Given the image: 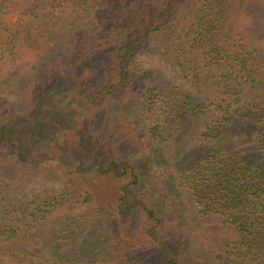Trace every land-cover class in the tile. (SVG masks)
Wrapping results in <instances>:
<instances>
[{
	"label": "trees",
	"instance_id": "trees-1",
	"mask_svg": "<svg viewBox=\"0 0 264 264\" xmlns=\"http://www.w3.org/2000/svg\"><path fill=\"white\" fill-rule=\"evenodd\" d=\"M190 1L0 0V60L74 13L0 88V177L49 178L0 204V264H263L264 0H201L174 29ZM70 119L53 164L19 157ZM53 208L47 242L19 245Z\"/></svg>",
	"mask_w": 264,
	"mask_h": 264
},
{
	"label": "rangeland",
	"instance_id": "rangeland-1",
	"mask_svg": "<svg viewBox=\"0 0 264 264\" xmlns=\"http://www.w3.org/2000/svg\"><path fill=\"white\" fill-rule=\"evenodd\" d=\"M201 0H191L190 3L177 14L176 19L174 21L175 28L174 29H180L182 27L187 26L191 21V14L193 8L199 4ZM21 3V2H18ZM39 13L47 12L46 9L43 7H38ZM74 17V13L70 12L69 10H52L51 13L47 14L46 18H41L39 20H34L31 26H28L27 28L19 27L18 30H22L19 33H17L11 43L10 46H12V56L13 57H5V59L0 60V88L4 86V80L7 78H13L16 77L18 74H22L25 69H27L28 62H30L29 54L25 53L22 54L21 51L23 50H31V47L28 46V43H31V41H36V45L40 47L42 44L46 43L47 33H49L51 30L56 29V27L67 20H70ZM30 37V40L28 41L26 39V36ZM160 37L162 34L159 35ZM26 44H23L25 43ZM38 43V44H37ZM20 54V59L16 58V56ZM158 50L154 49V52H149L148 57H145L144 59L147 62L157 61L158 60ZM75 119L68 121V123L63 125L65 126L62 130H59L60 133H56V138L48 139V134L44 135V137H39L43 143H38L37 139H33V141H30L27 145L26 149H23L21 147L18 150V155L22 160L30 159L32 162H35L39 165H51L56 160V155L54 151H52V144L55 143L56 145L60 146V143H63L65 141L72 143L75 141L74 136L70 134L72 128L70 127L71 124L73 125V122ZM77 126H79V123H75ZM53 126L49 127L51 129ZM24 129H20L21 131L25 132ZM52 130V129H51ZM28 138V135H26ZM46 179L39 178L35 179V177H28L27 182L20 183L13 180H9L8 178L0 177V204L7 203V201L13 200V202L19 201V200H27L29 198V189L34 188L38 189L43 185L47 184ZM59 218V213L57 212V209H51L45 216L44 221L41 222V224L38 225L37 228H34L32 232L30 233V238L26 240L25 242L19 244L23 247H27L29 249L38 248L41 244L46 243L48 240V236L50 234V231L55 228L57 224V220ZM126 233L127 230H125ZM129 234V233H128ZM195 250L199 251L200 253L204 254H213L215 252L216 246L213 244L214 242L210 241L209 239L204 238L203 236H198V238H192L191 242ZM16 247V245L14 246ZM263 264H264V257H263Z\"/></svg>",
	"mask_w": 264,
	"mask_h": 264
}]
</instances>
